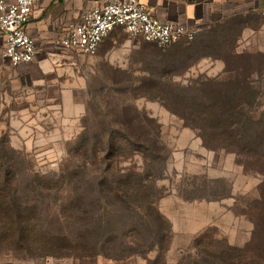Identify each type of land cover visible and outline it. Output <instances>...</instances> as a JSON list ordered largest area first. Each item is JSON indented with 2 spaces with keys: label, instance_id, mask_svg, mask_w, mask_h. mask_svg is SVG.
<instances>
[{
  "label": "rangeland",
  "instance_id": "rangeland-1",
  "mask_svg": "<svg viewBox=\"0 0 264 264\" xmlns=\"http://www.w3.org/2000/svg\"><path fill=\"white\" fill-rule=\"evenodd\" d=\"M228 29L219 27L202 39L206 47L200 41L184 40L168 49L131 41L118 31L99 49L96 56L101 54L103 61L76 54L86 57V62L81 67V89L75 96L59 97L63 103L49 106L41 101L44 97L38 105L33 97H27L28 110H10L6 105L0 111V152L13 158L16 171L26 177L58 174L68 154L80 152L74 143L84 131V123L91 125L94 137L102 133L104 123H152L149 129L158 134L164 149L160 167L166 169L157 184L161 196L157 208L172 232L162 263L157 261L158 251L153 250L124 260L102 256L83 260L36 258L15 252L3 254L0 264H194L210 259L195 247L198 238L203 240L201 251L226 245L246 248L255 229L252 208L260 199L264 182V149L244 156L210 150L187 123L214 120H200L189 112V120L184 121L164 107H176L171 96L182 93L189 96L191 107L192 99L201 89L206 90L203 85L215 79L226 99L232 100L230 107L238 113L235 119L239 123L264 124V64L259 63L260 58L253 60L246 55L244 63L237 65L229 56L227 72L214 77L206 71L209 66L203 57L230 55L234 37ZM178 47L191 49L185 54ZM193 49H200V54ZM170 51L175 52L171 61L166 55ZM131 149L125 148L127 153ZM82 161L75 156L77 164ZM123 163L125 169H142L149 164L140 155L128 156Z\"/></svg>",
  "mask_w": 264,
  "mask_h": 264
},
{
  "label": "trees",
  "instance_id": "trees-1",
  "mask_svg": "<svg viewBox=\"0 0 264 264\" xmlns=\"http://www.w3.org/2000/svg\"><path fill=\"white\" fill-rule=\"evenodd\" d=\"M212 33H196L194 40L201 44ZM190 49L180 47L178 51L187 54ZM193 50L200 54V49ZM229 50L230 55L225 52L224 56L203 58L223 61L227 72L232 58L236 63L232 45ZM167 54L171 61L175 52ZM214 80L203 85L206 90L201 89L192 99L191 107L186 93L171 96L176 107H164L184 121L189 120V112L200 120H214L187 123L210 150L244 156L264 149V124L239 123L235 119L238 113L230 107L232 100L226 99ZM151 124L130 120L104 123L102 133L94 137L91 125L84 123V131L74 143L80 152L69 153L63 169L54 175L23 176L16 171L15 160L0 152V257L21 252L36 258L83 260L102 256L124 260L156 250L157 261L162 263L172 232L157 208L161 198L157 184L166 169L160 167L164 149L158 134L149 129ZM128 146L133 147L129 153L125 150ZM76 154L82 158L81 164L75 162ZM135 155L143 156L149 164L142 169L123 168L126 158ZM260 190L251 213L255 229L246 248L226 245L201 251L203 240L198 238L195 247L210 259L194 264H264V182Z\"/></svg>",
  "mask_w": 264,
  "mask_h": 264
},
{
  "label": "crops",
  "instance_id": "crops-1",
  "mask_svg": "<svg viewBox=\"0 0 264 264\" xmlns=\"http://www.w3.org/2000/svg\"><path fill=\"white\" fill-rule=\"evenodd\" d=\"M107 1L40 0L28 27L36 44L37 56L32 63L17 68L4 54L5 38L0 33V111L6 105L10 110H28L31 105L24 102L29 100L27 97H33L35 105L42 101L49 106L63 103L59 97L76 95V91L81 89L80 73L86 57L63 48L62 40L86 11L103 6ZM138 1L161 22L194 29L197 35L227 26L234 37L236 64L244 63L246 55L253 60L260 58L257 60L264 64V0ZM90 57L92 60L94 56ZM104 59L101 54L96 56L97 62ZM253 60L251 62L255 63ZM204 62L209 66L206 71L210 76L215 77L225 71V63L221 60L207 57ZM40 97H44L43 100L40 101Z\"/></svg>",
  "mask_w": 264,
  "mask_h": 264
},
{
  "label": "built area",
  "instance_id": "built-area-1",
  "mask_svg": "<svg viewBox=\"0 0 264 264\" xmlns=\"http://www.w3.org/2000/svg\"><path fill=\"white\" fill-rule=\"evenodd\" d=\"M40 0H0V33L5 38V56L13 67L32 63L37 56L34 39L28 31ZM264 14V7H263ZM122 30L131 41H143L160 48L181 41H193L196 30L161 22L138 0H109L86 11L80 22L69 28L62 40L66 50L95 56L114 32Z\"/></svg>",
  "mask_w": 264,
  "mask_h": 264
}]
</instances>
